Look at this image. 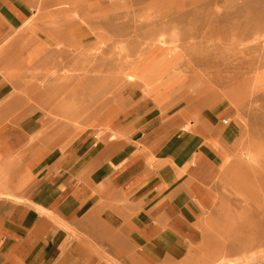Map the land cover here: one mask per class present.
I'll return each mask as SVG.
<instances>
[{
  "label": "rangeland",
  "instance_id": "1",
  "mask_svg": "<svg viewBox=\"0 0 264 264\" xmlns=\"http://www.w3.org/2000/svg\"><path fill=\"white\" fill-rule=\"evenodd\" d=\"M21 4L31 6L22 25L0 39V188L28 190L15 155L61 151L138 104L218 130L195 241L157 235L145 257L127 230L112 242L110 225L103 235L77 225L55 264H264V0Z\"/></svg>",
  "mask_w": 264,
  "mask_h": 264
},
{
  "label": "crops",
  "instance_id": "2",
  "mask_svg": "<svg viewBox=\"0 0 264 264\" xmlns=\"http://www.w3.org/2000/svg\"><path fill=\"white\" fill-rule=\"evenodd\" d=\"M22 4L0 0V39L22 25L31 8ZM8 92L0 77V94ZM128 110L101 134L82 133L61 151L15 155L32 180L27 191L0 188V264H55L70 237L65 227L84 224L99 226L100 235L110 225L112 242L127 230L128 241L144 243L145 257L147 240L157 235L197 239L196 221L218 172L217 127L180 128L178 113L162 118L145 103Z\"/></svg>",
  "mask_w": 264,
  "mask_h": 264
},
{
  "label": "bare ground",
  "instance_id": "3",
  "mask_svg": "<svg viewBox=\"0 0 264 264\" xmlns=\"http://www.w3.org/2000/svg\"><path fill=\"white\" fill-rule=\"evenodd\" d=\"M2 11V10H1ZM10 14V13H9ZM8 17V16H7ZM11 18V17H10ZM12 20V19H11ZM50 50V49H49ZM76 51V50H75ZM113 65V64H112ZM113 67V66H112ZM111 77V76H110ZM129 77V76H128ZM129 79V78H128ZM101 80V79H100ZM132 80V79H131ZM11 82V81H10ZM11 84H13L12 82H11ZM17 85V84H16ZM17 86H19V85H17ZM12 87V86H11ZM16 88V87H15ZM14 89V88H13ZM50 96H51V94H49ZM46 96V95H45ZM98 96V95H97ZM210 99V98H209ZM15 100V99H14ZM47 100V99H46ZM43 101V100H42ZM47 102V101H46ZM231 164V163H230ZM224 168V167H223ZM236 168V167H235ZM240 170V169H239ZM233 171V170H232ZM238 171V170H237ZM235 172V171H234ZM223 175V174H222ZM102 229H103V227H102ZM105 229V228H104ZM119 229V228H118ZM115 230V229H114ZM119 231V230H118ZM207 231V230H206ZM121 232V231H120ZM125 232V231H124ZM123 232V233H124ZM114 233V232H113ZM119 233V232H118ZM126 233V232H125ZM124 233V234H125ZM112 234V233H111ZM125 236H127V235H125ZM122 238V237H121ZM124 240V239H123ZM111 241V240H110ZM122 242V241H121ZM124 242V241H123ZM117 245H118V243H117ZM120 245V244H119ZM119 248V247H118ZM114 249V248H113ZM117 252H118V250H117ZM115 255V254H114ZM118 255V254H117Z\"/></svg>",
  "mask_w": 264,
  "mask_h": 264
}]
</instances>
